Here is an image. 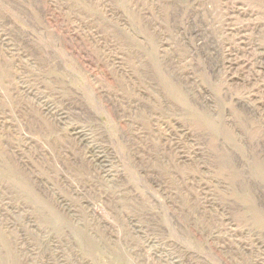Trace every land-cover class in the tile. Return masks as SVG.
Returning a JSON list of instances; mask_svg holds the SVG:
<instances>
[{
    "label": "rangeland",
    "instance_id": "obj_1",
    "mask_svg": "<svg viewBox=\"0 0 264 264\" xmlns=\"http://www.w3.org/2000/svg\"><path fill=\"white\" fill-rule=\"evenodd\" d=\"M263 242L264 0H0V264Z\"/></svg>",
    "mask_w": 264,
    "mask_h": 264
},
{
    "label": "bare ground",
    "instance_id": "obj_2",
    "mask_svg": "<svg viewBox=\"0 0 264 264\" xmlns=\"http://www.w3.org/2000/svg\"><path fill=\"white\" fill-rule=\"evenodd\" d=\"M205 106V105H204ZM249 106V105H248ZM44 109V108H43ZM123 109V108H122ZM58 110V109H57ZM64 112V111H63ZM131 112V111H130ZM62 115V114H61ZM132 115V114H131ZM255 116V115H254ZM61 117V116H60ZM262 117V116H261ZM77 130V129H76ZM172 141V140H171ZM182 142V141H181ZM184 144V143H183ZM93 147V146H92ZM181 148V147H180ZM224 148V147H223ZM190 150V149H189ZM183 151V150H182ZM223 151V150H222ZM185 152V151H184ZM196 152V151H195ZM190 153V151H189ZM100 155V154H99ZM184 158V157H183ZM191 158V157H190ZM106 160V159H105ZM227 162V161H226ZM233 164V163H232ZM109 165V164H108ZM235 165V164H234ZM245 165V164H244ZM110 177V176H109ZM114 177V176H113ZM244 177V176H243ZM113 179V178H112ZM247 179V178H246ZM203 189V188H202ZM210 190V189H209ZM205 192V191H204ZM211 192V191H210ZM207 194V193H206ZM212 195V194H211ZM262 195V194H261ZM208 199V198H207ZM207 202V201H206ZM206 204V203H205ZM204 207V206H203ZM217 209V208H216ZM22 231V230H21ZM27 231V230H25ZM27 234V233H26ZM25 234V235H26ZM248 234V233H247ZM25 238V237H24ZM258 239V238H257ZM262 239V238H261ZM259 240V239H258ZM28 241V240H27ZM240 242V241H239ZM264 243V242H263ZM228 244V243H227ZM226 245V244H225ZM226 247V246H225ZM262 249V248H261ZM259 252V251H258ZM157 255V254H156ZM162 258V257H161ZM175 261V260H174ZM181 261V260H180ZM173 264V263H172ZM181 264V263H180Z\"/></svg>",
    "mask_w": 264,
    "mask_h": 264
}]
</instances>
